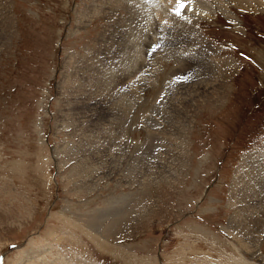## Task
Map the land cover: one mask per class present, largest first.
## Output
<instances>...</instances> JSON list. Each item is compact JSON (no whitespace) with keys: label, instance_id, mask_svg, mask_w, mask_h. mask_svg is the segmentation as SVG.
Wrapping results in <instances>:
<instances>
[{"label":"rangeland","instance_id":"obj_1","mask_svg":"<svg viewBox=\"0 0 264 264\" xmlns=\"http://www.w3.org/2000/svg\"><path fill=\"white\" fill-rule=\"evenodd\" d=\"M138 1L0 0V264H264V0Z\"/></svg>","mask_w":264,"mask_h":264},{"label":"bare ground","instance_id":"obj_2","mask_svg":"<svg viewBox=\"0 0 264 264\" xmlns=\"http://www.w3.org/2000/svg\"><path fill=\"white\" fill-rule=\"evenodd\" d=\"M140 1L141 0L138 1L139 3H136L135 5H132L133 8H135L137 5L140 4V7L146 8L147 12H145L144 13V16L142 17V19L144 21H141V20L139 21V25L140 26H138V24H137L138 21L136 22L134 20L135 21V24H137V29H133V30L131 29V31H129V29H128V28H130V25L132 24L133 18H129V20H128V23L129 24L128 25H126L124 23L123 24H120V21H116L112 25L113 26V28H111L112 30L110 29V32L114 33V35H116V36H118V32L123 33V35H125V38H129L130 42L135 45V49L132 52L133 54H130V61H128V62H133L135 60L138 61L142 57H144V56L146 57L148 55V52L150 51V48H152L156 44V42H153L154 41L153 39H156V36H159L160 38L162 37V40H163V38L165 37V35H162V36L159 35L160 34V31L159 30H155V27L157 26V24L155 23V20H156L155 15L156 16L157 15L159 16V21L165 22L166 16L168 18V12H169V10H171L172 8H174L175 10H177L179 7L183 6V4H185L184 6L187 8V10H186V8H184V10L183 9L181 10V13L183 12L184 15H185V12H187V11H188V13L192 11L190 13L192 15L194 13H197V12L205 11V4H204L203 0H186V1L185 0H150L149 3H143V4H141ZM229 1L230 0H228V2ZM233 1H235L237 3L238 0H233ZM245 1L246 0H239L238 2H245ZM250 1H252V2H259L258 0H250ZM186 2H188V4ZM124 3H126V2L124 1ZM119 4H120V0H104V2L100 3V5H102L104 7V12L103 13H106V11H108V10H110V11H112L113 9L115 10V7H117V5H119ZM229 5H231V4H229ZM130 8H131V6H130ZM169 8H171V9H169ZM97 10L99 11L100 9L98 8ZM188 13H186V14H188ZM128 15H129V12H128ZM179 16H181V15L179 14ZM142 23H147V24H145V26L143 27V24ZM160 24H162V23H160ZM141 28L146 29V31L144 29H141ZM162 28H164V26H159V29H162ZM124 30H125V32H123ZM137 32L138 33L139 32H142L143 34H145L144 35L145 37L142 38L141 40L138 39L137 36H134L132 38L131 35H133L134 33H137ZM123 39H124V37H123ZM166 39H169V37L166 38ZM179 48H181V47H179ZM144 49H147L148 52H145ZM166 50H168V49H166ZM170 50H172V49H170ZM173 50L175 51V49H173ZM181 50L183 51V49H181ZM174 51H168V53L166 54L167 56L162 57L161 60L163 61V59H165L166 57L167 58L172 57V53ZM152 52H153V50H151L149 52V54H151ZM177 52H178V49H177ZM163 54L165 55V53L163 52L161 54V56ZM186 55H185V52H184V56L185 57H186ZM127 56H128V54H127ZM180 58H182V57H180V56H177V57L173 56L172 59L174 60V62L172 63V65L170 66V68H167V70H166L165 73H178L179 72V67H181V66H183V67L186 66L187 68H189L190 65L197 66V65H200L201 64V63L199 64V62L197 63L196 62L197 60L196 61H193V60L186 61L187 59H185V58L184 59H180ZM200 58H201V56H200ZM194 59H196V58H194ZM125 61H127V60H125ZM191 61H193V63H191ZM143 64H145V60H144V63ZM132 65L134 66L135 65V62ZM137 66H138V64H137ZM141 66H143V65H141ZM141 66L139 68V72L141 71ZM200 66H201V68H200L199 72H203V71L206 72L207 71V69L205 70L202 65H200ZM207 68H210V67H207ZM139 72L136 71V73H139ZM117 73H122V71L121 70H118ZM164 79L166 81V77L165 76H164ZM158 85H159V83L157 84V86ZM259 159H260V157H259ZM259 159H258V161L256 160V161H254L252 163V166H251L252 173L248 175V179H247V181L245 183L247 185L248 191H250L251 194H253V198H254V200H253L254 201L253 202V207L254 208L252 207L253 208L252 215H253V217L256 220L258 219L259 216H261V213L264 211L263 206H261V204H260V203H264V160H259Z\"/></svg>","mask_w":264,"mask_h":264}]
</instances>
